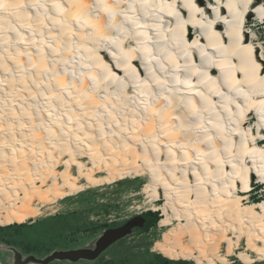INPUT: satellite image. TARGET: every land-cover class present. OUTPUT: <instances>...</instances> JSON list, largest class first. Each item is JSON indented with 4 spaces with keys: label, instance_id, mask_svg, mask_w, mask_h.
Returning <instances> with one entry per match:
<instances>
[{
    "label": "bare ground",
    "instance_id": "6f19581e",
    "mask_svg": "<svg viewBox=\"0 0 264 264\" xmlns=\"http://www.w3.org/2000/svg\"><path fill=\"white\" fill-rule=\"evenodd\" d=\"M250 14L263 19V5L0 0V227L140 178L127 209L159 214L154 253L264 261V199L248 200L253 179L264 193V56L244 30ZM0 249L12 264L29 257Z\"/></svg>",
    "mask_w": 264,
    "mask_h": 264
},
{
    "label": "rangeland",
    "instance_id": "374dc122",
    "mask_svg": "<svg viewBox=\"0 0 264 264\" xmlns=\"http://www.w3.org/2000/svg\"><path fill=\"white\" fill-rule=\"evenodd\" d=\"M255 1L264 8V0ZM202 2L205 4L206 0ZM244 30L248 33V40L252 35L254 42L261 44L257 51L264 56V18L258 19L250 14L246 17ZM141 185L142 179L137 178L84 191L66 199L62 210L52 217L19 226L0 227V246L14 247L24 257L33 255L37 258H44L54 251L92 248L104 231L121 227L131 218L147 215L141 228L132 229L130 234L110 245L95 260H55L49 264H194L168 260L152 251V243L158 236L156 222L153 223L150 217L153 212L134 215L127 209L132 201L138 199L135 193ZM252 197H256L255 201L264 199L261 185L254 179L249 192L250 202ZM0 264H12V253L0 249ZM230 264L244 263L231 258ZM254 264H264V261Z\"/></svg>",
    "mask_w": 264,
    "mask_h": 264
},
{
    "label": "water",
    "instance_id": "95a60500",
    "mask_svg": "<svg viewBox=\"0 0 264 264\" xmlns=\"http://www.w3.org/2000/svg\"><path fill=\"white\" fill-rule=\"evenodd\" d=\"M143 222L144 219L141 216H137L128 220L121 227L104 231L94 242L93 248L54 251L44 258L29 256L24 263L49 264L55 260H66L71 262H77L79 260H95L110 245L130 234L132 229L141 228L143 226Z\"/></svg>",
    "mask_w": 264,
    "mask_h": 264
},
{
    "label": "trees",
    "instance_id": "16d2710c",
    "mask_svg": "<svg viewBox=\"0 0 264 264\" xmlns=\"http://www.w3.org/2000/svg\"><path fill=\"white\" fill-rule=\"evenodd\" d=\"M252 200L255 201L256 197H252ZM150 217L152 218L153 223L157 222L159 218L158 213H150Z\"/></svg>",
    "mask_w": 264,
    "mask_h": 264
},
{
    "label": "flooded vegetation",
    "instance_id": "af4514ba",
    "mask_svg": "<svg viewBox=\"0 0 264 264\" xmlns=\"http://www.w3.org/2000/svg\"><path fill=\"white\" fill-rule=\"evenodd\" d=\"M141 217L144 219V221L146 220V217H147V215H141Z\"/></svg>",
    "mask_w": 264,
    "mask_h": 264
}]
</instances>
